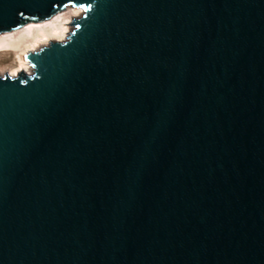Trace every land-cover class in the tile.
<instances>
[{
  "label": "water",
  "instance_id": "95a60500",
  "mask_svg": "<svg viewBox=\"0 0 264 264\" xmlns=\"http://www.w3.org/2000/svg\"><path fill=\"white\" fill-rule=\"evenodd\" d=\"M80 5L0 75V264H264V0Z\"/></svg>",
  "mask_w": 264,
  "mask_h": 264
},
{
  "label": "bare ground",
  "instance_id": "6f19581e",
  "mask_svg": "<svg viewBox=\"0 0 264 264\" xmlns=\"http://www.w3.org/2000/svg\"><path fill=\"white\" fill-rule=\"evenodd\" d=\"M80 8L72 6L41 22H32L19 29L7 30L0 33V52L14 50L16 54L15 65H0V75L15 77L21 70L32 71V65L28 60L27 53L35 51L48 44L50 40H65L69 31L72 30L68 24L74 17L81 15Z\"/></svg>",
  "mask_w": 264,
  "mask_h": 264
},
{
  "label": "rangeland",
  "instance_id": "374dc122",
  "mask_svg": "<svg viewBox=\"0 0 264 264\" xmlns=\"http://www.w3.org/2000/svg\"><path fill=\"white\" fill-rule=\"evenodd\" d=\"M72 7H74V8H80L81 9V11L82 12H84V9H83V7L82 6H80V5H71ZM67 7H69V6H67ZM67 7H65V8H63V9H61V10H59V11H57L55 14H53L52 16H56L57 14H60V13H62V12H64L66 9H67ZM43 21V20H42ZM72 21V20H71ZM70 21V22H71ZM32 22H36V23H38V22H41V21H30V22H27V23H25V24H23L22 26H26V25H28V24H30V23H32ZM69 22V23H70ZM22 26H20V27H22ZM68 26L70 27V28H73V26L71 25V24H68ZM20 27H18V28H15V29H19ZM14 29V30H15ZM68 35H69V33H68ZM67 35V36H68ZM30 52V51H29ZM28 54V53H27ZM16 54L14 53V50H7V51H3V52H0V65H2V66H9V65H15L16 64V62H15V59H16ZM28 74H33V67H32V71L31 72H27ZM2 77H4L5 75H1Z\"/></svg>",
  "mask_w": 264,
  "mask_h": 264
}]
</instances>
